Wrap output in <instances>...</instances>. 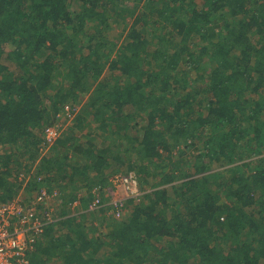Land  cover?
I'll return each instance as SVG.
<instances>
[{"label": "trees", "instance_id": "trees-1", "mask_svg": "<svg viewBox=\"0 0 264 264\" xmlns=\"http://www.w3.org/2000/svg\"><path fill=\"white\" fill-rule=\"evenodd\" d=\"M132 170L143 193L121 218L67 215L79 183ZM38 173L65 230L29 264H264V0H0L3 200Z\"/></svg>", "mask_w": 264, "mask_h": 264}, {"label": "built area", "instance_id": "built-area-1", "mask_svg": "<svg viewBox=\"0 0 264 264\" xmlns=\"http://www.w3.org/2000/svg\"><path fill=\"white\" fill-rule=\"evenodd\" d=\"M43 133L48 149L60 134L59 125L49 124L44 128ZM24 177H26L24 173L21 174V179ZM111 180L114 189L121 188L125 195L101 203L102 196H99L100 192H96L98 196L90 202L89 210L105 208L106 213L121 218L128 199L140 201L143 191L135 171H130L128 174L121 172L113 174ZM59 193L58 188L50 190L43 187L36 193L25 195V192H20L12 199L3 201L0 189V264H29L30 252L35 249L37 239L45 232L46 227L55 221L54 211ZM70 203L74 207L80 203V200L78 198ZM39 204H47L50 208L41 214Z\"/></svg>", "mask_w": 264, "mask_h": 264}, {"label": "rangeland", "instance_id": "rangeland-1", "mask_svg": "<svg viewBox=\"0 0 264 264\" xmlns=\"http://www.w3.org/2000/svg\"><path fill=\"white\" fill-rule=\"evenodd\" d=\"M129 2L131 3V4H133V3H135V0H129ZM72 7H73V9L74 10H79L80 8H81V3L80 4H78V3H73L72 4ZM132 20L130 19V22H131ZM114 34H116V36H120L121 38H122V35L123 34H125V31H124V29H123V27H122V25H120V26H118V27H116V30H114ZM108 72V71H107ZM65 109L67 108H69V105H65V107H64ZM78 112V111H77ZM77 112H75V115L77 114ZM64 114V113H63ZM74 119V118H73ZM73 119H70L69 118V116L67 115V111H66V113H65V116L59 121V122H56L58 125H59V128H60V132H62V130H63V128H64V126H67L68 124H69V122L70 121H72ZM61 125V126H60ZM53 145V144H52ZM51 145V146H52ZM50 146V147H51ZM40 158H41V156H39V158L36 160V161H34V163H31V167H30V169H32V171L30 172H27L28 170H25L26 172H25V174H26V177L27 178H30V174H37V171H36V169H37V166H38V168H39V163H40ZM132 160V159H131ZM127 162L129 163V161L127 160ZM123 164H125V163H123ZM220 166H222V165H219V163L217 162V163H215L214 164V167L215 168H220ZM18 166H14V168H17ZM123 169H124V171H125V168H126V165H124L123 167H122ZM17 170H20V169H15L14 170V175H16L15 173L17 172ZM133 171V170H132ZM20 174H18V176L19 175H21V174H23L24 172H22V170H21V172H19ZM122 174H128V172L127 173H123V172H121ZM39 174V173H38ZM137 174V173H136ZM39 176H41L42 177V174H39ZM112 176V175H111ZM137 176H138V174H137ZM24 179V178H23ZM23 179H21L20 177H18L17 178V181L18 182H20V183H22V181H23ZM110 179H111V177H110ZM148 179H149V181H150V184L151 185H154L156 182H158L157 181V179H155L153 176H148ZM111 182H112V186H113V191H112V198L114 197H121L122 195H125V192L121 189V188H115L114 189V185H113V181L111 180ZM39 184V183H38ZM37 187V186H36ZM149 188H151V187H149ZM148 188V189H149ZM36 193V192H35ZM19 194V193H18ZM17 194H15L14 196H16ZM1 199L3 200V196H1ZM3 201H8V199L7 200H3ZM58 204V203H57ZM39 206V211H40V213L42 214V212H44V211H46V210H48L49 208H50V206L49 205H47V204H39L38 205ZM107 208H108V211H109V206H107ZM88 209H89V206H88ZM91 211V210H90ZM55 213L54 214H56V212H57V205H56V208H55V211H54ZM88 214H89V217L87 218V222H89V224H92V223H94V224H96L97 222H98V218H101V216L104 214L103 212L101 213V212H98V211H94V212H88ZM96 215H98V217L96 216ZM111 216H112V214H110ZM106 218V217H105ZM109 219H110V217H109ZM102 220L104 221V225L107 223V221H108V219H103L102 218ZM75 221L77 222V223H79V222H81V217L79 218V219H75ZM57 222L59 223V219H57ZM60 228L62 229V231H64L65 230V228H64V225H61L60 226ZM47 230V229H46ZM46 230H45V232H46ZM45 232L43 233V234H45ZM89 232L92 234V235H94V233L96 234V230L95 229H90L89 230ZM43 237H44V235H41L38 239H37V241H36V244L37 243H39V242H41V240L43 239ZM103 250H104V248H103Z\"/></svg>", "mask_w": 264, "mask_h": 264}, {"label": "crops", "instance_id": "crops-1", "mask_svg": "<svg viewBox=\"0 0 264 264\" xmlns=\"http://www.w3.org/2000/svg\"><path fill=\"white\" fill-rule=\"evenodd\" d=\"M36 171H37V169H36ZM38 172V171H37ZM39 177H41V176H39ZM111 177V176H110ZM110 177H109V180L111 181V179H110ZM42 179L41 180H39V184H38V182L36 183V186H37V188H39V189H41V188H48V189H50V190H52V189H56L57 187L55 186V184L56 183H52L51 184V182H47L46 181V177L42 174V177H41ZM85 183H79L78 184V186H79V190L78 191H75V194L74 195H76V197L74 198H72L71 199V201H69V202H72L73 200H75V199H78L79 198V200H80V203L78 204V205H76V206H71V205H69V207L67 208V211H68V213H67V215H74V213L76 212V213H82L83 214V212H85V214L87 213V212H91L89 209H88V206H89V204H90V200H88L87 201V203H88V205H86V204H84V202H83V200H84V198H87V196L88 197H90V195H92L91 193H90V191H93L92 193H93V195H92V200H93V198L95 197V195H94V193L95 192H100L101 193V195H103L104 194V191H103V188L104 187H107L108 186V184H106V185H103V184H99V185H95V186H90L89 188H90V190H87V189H85L84 187L85 186H83ZM108 187H113L112 186V182L110 183V186H108ZM39 189H35V190H33L31 193L33 194L34 192H36V191H38ZM113 189V188H112ZM71 190V189H70ZM20 192H25V189L23 188V187H20V190H19V192H17L16 194H18V193H20ZM31 193H29V194H31ZM71 194V193H70ZM73 194V193H72ZM110 196L112 197L113 195H112V191H111V194H110ZM112 199V198H111ZM61 201H62V195H60L59 197H58V201H57V212H56V214H54V216H55V221H54V224H57V228H55V230L57 231V230H59L60 229V221H61V219H63L64 218V216L62 215V214H59V213H61ZM81 211V212H80ZM92 212H94V211H92ZM102 213V212H101ZM81 214V215H82ZM97 217H98V215H96ZM89 217V214L87 213V217L86 218H88ZM82 218V217H81ZM57 219H59V223L57 222ZM76 219H78V218H76ZM84 220V219H83ZM85 220H87V219H85ZM53 224V223H52ZM52 224H49L50 226H52ZM47 226V228L48 227H50V226Z\"/></svg>", "mask_w": 264, "mask_h": 264}]
</instances>
